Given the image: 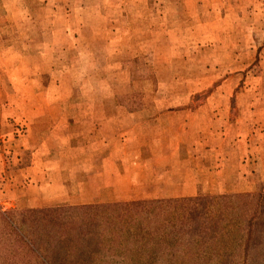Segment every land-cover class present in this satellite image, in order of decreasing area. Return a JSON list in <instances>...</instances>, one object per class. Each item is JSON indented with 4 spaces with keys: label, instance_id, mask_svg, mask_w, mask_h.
I'll return each instance as SVG.
<instances>
[{
    "label": "rangeland",
    "instance_id": "rangeland-1",
    "mask_svg": "<svg viewBox=\"0 0 264 264\" xmlns=\"http://www.w3.org/2000/svg\"><path fill=\"white\" fill-rule=\"evenodd\" d=\"M12 3L23 7L14 14L15 27L2 28ZM54 22L60 43L43 52L51 55L50 66L60 71V78L70 72L75 80L73 73L84 66L89 73L91 64H100L107 53L111 67L122 65L125 82L131 76L136 88L150 85V99L168 100L173 106L188 102L192 111L215 102L214 113L189 119L187 146L190 156L215 148L210 163L206 157L204 163L196 161L200 169L209 165L216 171L215 179L206 175L214 187L199 185L197 195L189 197L264 190V0H0V81L5 80L4 70L12 73L24 62L19 54L30 52L32 60L38 58L33 50L41 47L37 39H50ZM8 51L12 53L4 58ZM118 73L110 81L117 80ZM78 79L84 82L80 73ZM115 99L132 111L140 109L146 97L128 88L116 92ZM82 114L77 111V116ZM7 121L0 125V184L12 190L42 143L36 132L42 126ZM58 137L61 148L69 147L66 134ZM247 177L249 190L238 185ZM218 184L221 188H215ZM77 206L84 205L57 202L42 208ZM67 249L54 261L85 263L79 248Z\"/></svg>",
    "mask_w": 264,
    "mask_h": 264
},
{
    "label": "crops",
    "instance_id": "crops-1",
    "mask_svg": "<svg viewBox=\"0 0 264 264\" xmlns=\"http://www.w3.org/2000/svg\"><path fill=\"white\" fill-rule=\"evenodd\" d=\"M22 7L11 5L2 28L15 27L14 14ZM56 28L54 22L50 39H37L41 47L33 49L36 60L29 57L30 52L19 54L24 62L13 67L12 73L4 70L8 81L6 77L0 81V125L11 119L21 125L42 126L36 130L42 143L32 153V163L24 170L26 174H21L20 183L16 182L18 186L11 190L0 184V204L19 209L57 202L107 204L189 197L197 195L199 185L213 188L206 182V175L215 179L216 171L211 172L209 165L200 169L196 161L204 163L206 157L210 163L208 157L215 148L190 156L187 146L189 119L214 113L215 102H204L192 111L188 102L173 106L168 100L150 99V85L136 88L131 76L125 82L122 65L111 67L107 53L100 64L94 60L89 73L84 66L73 73L75 80L68 72L64 77L68 82H62L60 71L55 72L53 63L50 66L51 55L43 52L60 43ZM111 69V75L118 70L114 76L117 80L110 81ZM128 88L144 93L146 99L140 109L129 111L115 99L116 92ZM69 109L74 110L71 115ZM77 111L83 114L77 116ZM60 134L68 136L69 147L59 146ZM238 185L249 190L252 182L247 177ZM215 188H221V184Z\"/></svg>",
    "mask_w": 264,
    "mask_h": 264
},
{
    "label": "trees",
    "instance_id": "trees-1",
    "mask_svg": "<svg viewBox=\"0 0 264 264\" xmlns=\"http://www.w3.org/2000/svg\"><path fill=\"white\" fill-rule=\"evenodd\" d=\"M67 248H79L84 264H264V190L69 208L0 206V264H62L54 259Z\"/></svg>",
    "mask_w": 264,
    "mask_h": 264
}]
</instances>
